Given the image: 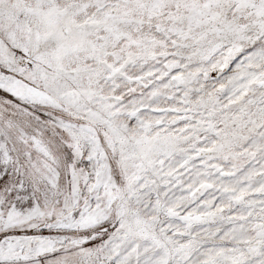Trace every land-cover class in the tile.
Instances as JSON below:
<instances>
[{
	"label": "snow or ice",
	"instance_id": "snow-or-ice-1",
	"mask_svg": "<svg viewBox=\"0 0 264 264\" xmlns=\"http://www.w3.org/2000/svg\"><path fill=\"white\" fill-rule=\"evenodd\" d=\"M0 264H264V0H0Z\"/></svg>",
	"mask_w": 264,
	"mask_h": 264
}]
</instances>
